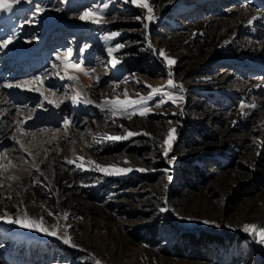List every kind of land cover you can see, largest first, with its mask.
<instances>
[{
  "label": "rangeland",
  "instance_id": "1",
  "mask_svg": "<svg viewBox=\"0 0 264 264\" xmlns=\"http://www.w3.org/2000/svg\"><path fill=\"white\" fill-rule=\"evenodd\" d=\"M147 2L0 9V264H264V0Z\"/></svg>",
  "mask_w": 264,
  "mask_h": 264
},
{
  "label": "snow or ice",
  "instance_id": "2",
  "mask_svg": "<svg viewBox=\"0 0 264 264\" xmlns=\"http://www.w3.org/2000/svg\"><path fill=\"white\" fill-rule=\"evenodd\" d=\"M19 2H20V0H0V9L9 10V9H11L13 7L14 4H18ZM126 2H127V0H126ZM131 3L134 4L137 7L146 9L149 13H151V11H152V9H151L150 5L148 4L147 0H131ZM35 11L38 13V12L41 11V8L39 6H36ZM89 15H90L89 13H85L84 16H81V19H85V17H87ZM147 19L148 20H152L153 17L151 15H149V16H147ZM99 20H100V18L98 16L93 15V19H92L93 23H98ZM145 27H147V25H145ZM12 40H13V37L12 36H8L7 39H4L3 43L0 44V48H6L10 43H12ZM121 47H123V45H117L115 48H109L108 49L109 55H111L114 51H117ZM160 55L161 56H165V54L162 51L160 52ZM165 60H166V63L169 66L175 63L174 60H171V59L167 58L166 56H165ZM116 62L117 61H113V63H116ZM68 67H72L74 69H78V65H69ZM171 75H172V73L169 72V76H171ZM68 79H74V78L73 77H68ZM37 80H39V77L37 78ZM31 83H32L31 81L25 82V85H24V87L27 88V90H29V91L32 90L31 88H28V85L31 84ZM3 86L5 88H12V87L19 88V87H21V85H19V84H16V85L4 84ZM168 86L169 87H176V85L174 84V82L171 79H169V81H168ZM152 91H153V93H157V92H160V89H155L154 88ZM78 95L74 96L72 98L74 103L78 101ZM52 102L53 101L49 100V103H52ZM87 102L90 103V101H87ZM144 102L145 101L143 100V98H141V100H139V101L129 100V99L125 98L123 101L117 100V101H113L111 103H113V105L120 106L121 109H124V108L132 106L133 104L144 103ZM105 103H108V102H105ZM146 112H147V109H143L140 112V114L141 115H145ZM113 114H115V109L113 110ZM67 124H69V121L66 120L65 121V125H67ZM133 135H138V133L128 132L127 136H125V137L111 136V137H108V139H110V140L127 139L128 136H133ZM171 136H172V133L170 132L169 133V137H171ZM17 143H19V141H17ZM165 143L168 144V140L167 139L165 140ZM167 151H168V149H165V155H167ZM69 163H72V161H69ZM88 163L91 164L92 162L88 161ZM95 167L97 168V170L104 172L106 175H119V174H123V173H126V172L132 170V169L116 168L114 165L110 166L109 168H104V167H101L99 165H96ZM137 170L138 171H143V169H137ZM7 222H9V223H17L21 228H25V227H28V226L31 225L33 227V230H35V231H44V233L46 235H56L55 230L48 231L46 229H42L40 227V224L42 223V221H32L27 216L23 217L22 219L19 218V217H17L15 220L9 219ZM243 231L248 232L250 234H254V235L259 236L260 239L257 242L264 243V229H258V228H256L255 225H245L244 228H243ZM57 238L59 239L61 237L57 236ZM63 242L65 244H69L70 245V238L66 234L63 237ZM96 264H100V262L96 261Z\"/></svg>",
  "mask_w": 264,
  "mask_h": 264
},
{
  "label": "bare ground",
  "instance_id": "3",
  "mask_svg": "<svg viewBox=\"0 0 264 264\" xmlns=\"http://www.w3.org/2000/svg\"><path fill=\"white\" fill-rule=\"evenodd\" d=\"M5 56H3V58H4ZM21 71V72H24V71H28V69L27 68H18L17 69V71ZM2 73H4L5 74V72H2ZM39 82H41V80L39 79L38 80ZM25 82L26 81H21V80H19V81H17L16 82V84H19V85H21V87H19V88H17V87H12V88H8V89H11V92H12V94L13 95H17V97H22L23 98V90H20V88H22L24 85H25ZM33 82V81H32ZM13 84V83H12ZM16 84H14V85H16ZM29 86V85H28ZM1 87V86H0ZM42 91V94L41 95H43V98H45V100L46 99H50L51 98V94H46V93H44V91L43 90H41ZM54 99H56V97H54ZM13 108H9V109H3L2 110V112L4 113V117H10V110H12ZM32 112H30V111H27V112H25V114H24V116L21 118V121H20V123H18V126L21 124V123H24L25 121H27V118H28V114L30 115ZM9 126H11V125H9ZM8 126V127H9ZM7 127V126H6ZM0 140H4V136L3 137H1L0 138ZM2 143V142H1ZM14 151V150H13Z\"/></svg>",
  "mask_w": 264,
  "mask_h": 264
},
{
  "label": "trees",
  "instance_id": "4",
  "mask_svg": "<svg viewBox=\"0 0 264 264\" xmlns=\"http://www.w3.org/2000/svg\"><path fill=\"white\" fill-rule=\"evenodd\" d=\"M123 185H127V186H131L134 181H132L131 179H124L123 181ZM186 237V242H188L191 245H196L200 242H207V243H211V242H215L218 243L220 241V238H218L217 236H212V235H199L198 237H194L192 235H185Z\"/></svg>",
  "mask_w": 264,
  "mask_h": 264
}]
</instances>
